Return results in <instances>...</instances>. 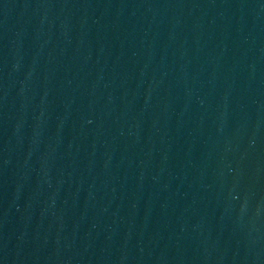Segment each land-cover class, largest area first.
<instances>
[{"label": "water", "instance_id": "obj_1", "mask_svg": "<svg viewBox=\"0 0 264 264\" xmlns=\"http://www.w3.org/2000/svg\"><path fill=\"white\" fill-rule=\"evenodd\" d=\"M0 264H264V0H0Z\"/></svg>", "mask_w": 264, "mask_h": 264}]
</instances>
